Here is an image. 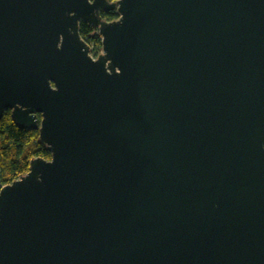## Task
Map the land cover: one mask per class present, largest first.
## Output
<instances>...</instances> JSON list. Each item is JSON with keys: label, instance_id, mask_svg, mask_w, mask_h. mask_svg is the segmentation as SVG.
Here are the masks:
<instances>
[{"label": "water", "instance_id": "1", "mask_svg": "<svg viewBox=\"0 0 264 264\" xmlns=\"http://www.w3.org/2000/svg\"><path fill=\"white\" fill-rule=\"evenodd\" d=\"M5 109L0 264H264V0H0Z\"/></svg>", "mask_w": 264, "mask_h": 264}, {"label": "trees", "instance_id": "2", "mask_svg": "<svg viewBox=\"0 0 264 264\" xmlns=\"http://www.w3.org/2000/svg\"><path fill=\"white\" fill-rule=\"evenodd\" d=\"M103 16L106 20H112L117 14L111 12ZM78 33L89 46V52L97 55L101 44L96 28L80 20ZM34 157H50L49 151L38 140L37 129L17 126L9 110L5 109L0 117V187L24 174L29 160Z\"/></svg>", "mask_w": 264, "mask_h": 264}, {"label": "flooded vegetation", "instance_id": "3", "mask_svg": "<svg viewBox=\"0 0 264 264\" xmlns=\"http://www.w3.org/2000/svg\"><path fill=\"white\" fill-rule=\"evenodd\" d=\"M88 1H91V0H88ZM108 2H114L115 0H107ZM111 12H113V13H116L115 12V10H110V11H104V10H98V13H99V15L103 18V19H105L104 18V14H107V13H111ZM117 14V13H116ZM80 20H82V19H80ZM79 20V21H80ZM88 23V22H87ZM78 24H79V22H78ZM89 24V23H88ZM9 110V109H8ZM37 115V117L39 118V114H36Z\"/></svg>", "mask_w": 264, "mask_h": 264}, {"label": "built area", "instance_id": "4", "mask_svg": "<svg viewBox=\"0 0 264 264\" xmlns=\"http://www.w3.org/2000/svg\"><path fill=\"white\" fill-rule=\"evenodd\" d=\"M101 52V48H100V50H99V52H98V54ZM89 55L92 57V58H95L97 55H93V54H91L90 52H89Z\"/></svg>", "mask_w": 264, "mask_h": 264}, {"label": "rangeland", "instance_id": "5", "mask_svg": "<svg viewBox=\"0 0 264 264\" xmlns=\"http://www.w3.org/2000/svg\"><path fill=\"white\" fill-rule=\"evenodd\" d=\"M117 18V17H116Z\"/></svg>", "mask_w": 264, "mask_h": 264}]
</instances>
